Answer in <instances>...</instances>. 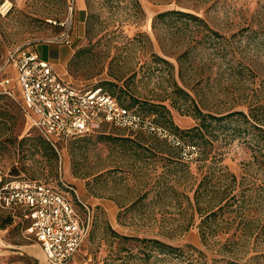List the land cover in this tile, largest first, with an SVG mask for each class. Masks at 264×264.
<instances>
[{"label": "rangeland", "instance_id": "374dc122", "mask_svg": "<svg viewBox=\"0 0 264 264\" xmlns=\"http://www.w3.org/2000/svg\"><path fill=\"white\" fill-rule=\"evenodd\" d=\"M138 1L142 11L131 0H89L78 24L76 2L70 14L68 0H0V63L10 49L51 46L64 57L51 64L74 87L136 100L134 107L180 136L185 148L193 144L186 131L197 124L194 105L204 114L264 116V0ZM173 9L200 21L173 16L153 26L156 12ZM0 111L7 114L0 119V182L60 187L62 180L90 210L89 236L69 264H264V163L257 153L264 139L253 121H222L191 160L152 135L111 127L60 141L53 155L18 104L2 99ZM230 187L232 204L205 220L214 232L207 250L198 226L216 202L211 198ZM2 231L0 264H47L17 220ZM143 238L182 250L162 255ZM225 238L232 244L221 256Z\"/></svg>", "mask_w": 264, "mask_h": 264}, {"label": "built area", "instance_id": "2783aa9c", "mask_svg": "<svg viewBox=\"0 0 264 264\" xmlns=\"http://www.w3.org/2000/svg\"><path fill=\"white\" fill-rule=\"evenodd\" d=\"M75 2L68 0L70 14ZM0 95L18 104L28 125L55 149L60 141L109 127L134 135H152L183 150L182 156L189 160L196 148H185L175 132L122 105L101 88L74 87L28 46L6 52L0 63ZM59 185L22 180L7 182L0 188V208L34 239L47 264H69L90 228V210L75 186L62 180Z\"/></svg>", "mask_w": 264, "mask_h": 264}, {"label": "trees", "instance_id": "16d2710c", "mask_svg": "<svg viewBox=\"0 0 264 264\" xmlns=\"http://www.w3.org/2000/svg\"><path fill=\"white\" fill-rule=\"evenodd\" d=\"M85 3H86V6L88 7L89 0H85ZM131 3L135 9L142 11L140 3L138 0H131ZM173 16H176L178 18H185V19L200 21V19L197 16H195L191 13H187V12H183V11L173 9V10H167V11L157 13L153 18V26H154V23L156 21L164 20L166 18H171ZM81 52L82 51H78L75 54V57H78ZM154 57L157 61H160V62H163V63L169 65V63L166 60H164L163 58H161L157 55H155ZM120 77H122V76H120ZM119 80H121V78H119ZM102 85L108 86L111 88L116 87V84H114L113 82H104ZM174 86L176 87V90L178 92L182 93L186 98H190L189 94L186 93L175 82H174ZM98 88H100V87H98ZM94 89H96V88H94ZM101 89L108 92L112 96L116 97L122 105H124L128 108H134L139 113H142L143 115H146V116H150L157 123H159L152 115H149L147 112H144V110H142L141 108L137 109L136 107H134L135 104L137 103L136 100L133 99L131 103L126 104L121 99V96H118L117 94H115L114 91L105 90L103 88H101ZM2 99H9V98L0 95V100H2ZM9 100H11V99H9ZM161 107L164 108V106H161ZM193 109H194L193 110V118L197 121V124L194 127L190 128L186 131V134L189 136L191 143H193L192 146H197L200 143V141L204 140V138H205V142H206L207 141L206 137L209 135L213 138H216V136H214L215 135L214 131L217 129V127H220V126H218L219 123H221L222 121H224L226 119L232 118V117L242 118L246 122L253 121L252 123L254 124V127L261 133V137H262V139H264V116H262V118H259L256 114L253 113V111H250L249 113H244L243 111H235V112H231V113L225 114V115H213L210 113L204 114L195 105L193 106ZM6 116H7V114L5 112L0 111V119H6ZM41 144L45 150H50V152L53 155H55V152L53 150L54 148L44 138H42ZM257 153H259V157L262 158L263 163H264V150L262 151V149L259 148ZM205 155H206V151H205ZM44 183H46V182H44ZM2 185H4V184L0 182V188L2 187ZM232 191H233V189L231 187H230V189L226 188L225 190H223L222 192L219 193L218 197H212L211 199L213 201H216V202L210 204L206 217H205V214L202 216L203 219L201 220V222L198 226L199 237H200L202 244L204 245V243H205V248L207 250H208V247H206V239H207L206 237H207V235H213L214 232L212 231L211 227L205 226V220H210L212 218H215L217 216V214L219 212H222L225 207H228L230 204H232V202L235 199V194ZM199 197H200V192L198 189H196L195 192L193 193V200H194L195 205H197ZM0 210H2V209L0 208ZM2 211H4V210H2ZM4 212H6V211H4ZM13 221L15 222V220H13V218L8 213L2 217L0 216V229L1 230L5 229L7 226L11 225ZM90 221H91V219H90ZM19 225L20 224L18 223V226ZM88 236H89V233H88ZM88 236H87V238H88ZM141 241L144 242L145 244H148V243L153 244L155 247H157L159 249V252L162 255H167V254L174 253V252H180L182 250L180 247L172 246V245L165 243L161 240L143 238ZM231 241H232L231 238H225V240L222 241L223 242L221 244L222 247L219 249V252L221 251L219 253L221 256H226L225 252L227 251L228 247H230V244H232ZM198 252L201 255H204V253L201 250H198ZM147 258H148V256H147ZM205 258H207L206 255H205ZM211 260L220 261V260H225V258L222 257L221 259H218V260L217 259H211ZM225 263L226 264H239L235 261H230V260H225Z\"/></svg>", "mask_w": 264, "mask_h": 264}, {"label": "crops", "instance_id": "0c3cea01", "mask_svg": "<svg viewBox=\"0 0 264 264\" xmlns=\"http://www.w3.org/2000/svg\"><path fill=\"white\" fill-rule=\"evenodd\" d=\"M76 9H77V14H76L75 21H77L78 24H82L86 20V3H85V0H76ZM156 13H158V12H156ZM36 52L39 54V56L43 60H47L50 63H51V61L56 62V63H60L64 59V57L61 55V53L57 49H55L51 46H45L42 48V50L39 47V48H37ZM64 80L67 81L65 78H64ZM67 82H69V81H67ZM2 235H3V231L0 229V243L2 242Z\"/></svg>", "mask_w": 264, "mask_h": 264}]
</instances>
